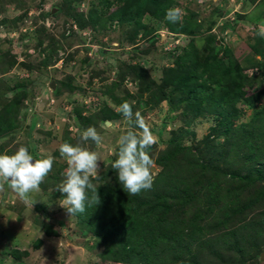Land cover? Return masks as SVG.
Wrapping results in <instances>:
<instances>
[{
  "label": "rangeland",
  "instance_id": "374dc122",
  "mask_svg": "<svg viewBox=\"0 0 264 264\" xmlns=\"http://www.w3.org/2000/svg\"><path fill=\"white\" fill-rule=\"evenodd\" d=\"M40 2L25 0V5L23 3L20 8L15 3H8L0 13V51L10 50L9 58L14 56L17 60L12 68L4 74L0 73V81L12 88L17 82H22L18 90L28 91L19 115L22 126L16 130L10 147L18 149L23 145L40 158L52 156L54 162L65 166L64 172L67 163L59 152V146L68 132L73 145L81 144L98 153L101 160L93 179L98 182L104 171L112 170L111 163L117 158L119 149L117 141L127 125L121 115L116 120L105 121L112 125L105 130L102 127L105 122L84 123L75 109L80 108L83 116H93L105 105L116 109L119 105L115 103L114 96L123 98L129 94L131 96L126 101L134 102L133 110L142 113L157 139V144L148 149L155 162L152 168L155 182L163 170L167 152L172 149L167 142L169 139L192 145L202 162V156L207 157L211 151L213 137L216 136V147L213 149L220 154L228 149L229 141H236L239 125L249 123L255 111L264 109V95L258 108L248 107L243 101L237 102L240 114L232 124L230 135L220 131L224 126L215 135L214 129L219 120L216 112L203 113L190 120L183 113L185 109L182 105L173 107L167 100L158 105L144 107L142 104L140 107L139 102L147 99L149 94H141L139 81L126 73L128 66L142 64L151 77L161 83L166 69L175 66L177 56L192 37L171 32L163 21L145 16L143 22L152 32L144 34L142 29L136 39L131 40L130 29L117 21L109 20L94 28H81L63 14L43 18L42 12L50 8L56 12L57 4L62 0ZM174 4V7L182 9L183 18L192 12L201 22V29L194 36L196 43L204 45L206 38L213 36L221 45L220 55L225 48L231 49L233 57L244 70L256 74L260 78V88L264 87V69L254 67L264 60L263 55L256 52V47L264 50V38L257 34L260 26L264 25V0H175ZM78 7L87 13L89 0L80 2ZM17 16H23V20L15 24L13 19ZM42 27L45 34H52L64 47L58 50L55 61L47 67L40 65L49 53L42 50L47 40L42 46L38 44L44 33ZM22 62L32 67L23 68ZM123 73L125 78L120 79ZM69 78L73 88L61 85ZM59 86L61 89L56 95L55 90ZM15 91L0 84V95L5 99L11 98ZM90 126L95 127L104 138L102 147H97L92 141L81 140V133ZM255 135H261L264 142V128H255ZM254 146L255 150H246L247 153H242L243 157L239 155L233 159L229 156L225 161L219 157L221 167L250 174L257 180L250 185L240 183L242 186L228 195L226 205L220 200V205L205 213L204 216L208 217L202 223L204 229L199 238L190 241L188 248L182 246L178 249L181 257L188 258L193 264H264L261 258L264 252V196L258 198L254 193L255 188H264V143L261 148ZM246 154L250 159L244 157ZM63 172L56 183L47 181L49 175L45 178L41 191L31 194L35 202L33 205L25 204L8 184L4 185L0 191V264H140L108 258L103 253L101 240L82 230L77 216L70 217L59 204L66 195L56 190L63 179ZM236 183L232 187H237ZM227 187H222L221 192ZM165 190L167 193L170 191L153 184L147 192L154 198L159 194L165 195ZM36 205H43L46 209L37 211ZM37 215L47 218L57 233L47 234L41 224L34 222ZM222 224L224 227L220 230ZM212 231L214 233H210ZM221 232L229 233L227 240L217 239V236L224 238L226 233L221 235Z\"/></svg>",
  "mask_w": 264,
  "mask_h": 264
},
{
  "label": "trees",
  "instance_id": "16d2710c",
  "mask_svg": "<svg viewBox=\"0 0 264 264\" xmlns=\"http://www.w3.org/2000/svg\"><path fill=\"white\" fill-rule=\"evenodd\" d=\"M43 1L41 0L40 3L42 4ZM84 1L62 0L60 4H57L56 12L50 8L42 12L41 17L63 14L73 19L81 28L87 26L94 28L109 20L117 21L130 29V39L135 40L142 29L144 34L152 32L151 28L143 22L145 16H150L163 21L171 32L184 33L192 37L188 46L177 56L175 66L166 69L161 83L151 77L142 64L128 66L126 73L130 74L135 81H139L141 94H149L147 99L139 102L140 107L142 104L144 107L158 105L167 100L173 107L182 105L185 109L183 113L190 120L203 113L215 114L216 112L219 120L214 129L215 135L223 126L220 131L230 135L233 130L232 124H235V119L240 114L237 102L243 101L248 107L258 108V103L264 95V87L260 88V78L254 73H247L240 62L233 57L231 49L225 48L220 55L221 45L213 36H208L204 45L200 46L196 43L194 36L200 31L202 24L195 13L189 12L177 23L167 21L166 12L174 7L175 0H89L87 13L78 7V4ZM8 3H15L20 8L23 3V6L25 5V0H0V13L5 10ZM112 5L115 7H111ZM21 20L23 16H17L13 19V23L16 24ZM42 32H44V38L40 37L38 44L42 46L47 40L46 47L42 50H47L49 53L47 52L40 65L47 67L55 61L54 56H58V50L64 47L52 34H45L44 27ZM256 52L261 53L264 59V50L256 47ZM9 54L10 50L0 51V73L2 74L17 62L14 56L9 58ZM21 65L27 69L32 67L25 62ZM254 67L264 69V60L255 64ZM120 76V79H124L125 73ZM70 79L68 82H61V85L73 88ZM0 84L10 90H16L11 98L5 99L0 95V154H11L17 150L10 147V144L15 140L16 130L22 126L19 115L28 97V91L18 90L22 82H17L14 88L3 80ZM60 89L61 86L55 90L56 95ZM128 96L131 95L128 94ZM127 97L114 96L113 99L120 105L126 101ZM75 112L78 118L87 124H96L100 120L112 121L121 117V114L109 105H105L99 113L89 117L83 116L80 108H76ZM259 127L260 130L264 128V109L255 111L249 123L239 125L236 141H229L228 149L222 150L220 154L213 149L216 147V136L213 137L212 148L207 145L211 151L207 157L202 156V160L204 159L202 162L192 145L178 142L174 138L169 139L167 142L172 149L167 152L163 160V170L153 183L161 189H169V193L165 190V195L159 194L160 196L153 198L145 190L139 195L129 196L118 180V173L114 169L109 172L104 171L99 176L98 182L93 181L100 196V203L97 206L87 207L84 213L76 215L81 224L79 227L97 236L104 246V255L107 254L108 258L117 262L193 264L191 260L188 261V258L181 257L177 251L182 246L188 248L192 239L199 238L200 232L204 229L202 223L208 217L204 216L205 213L211 212L222 202L226 205L228 195L239 188L240 183L250 185L257 180V177L253 178L250 174H240L221 167L219 157L224 161L229 156L236 159L239 155L243 157L246 150H255L254 144L261 148L264 143L261 135H257L258 137L255 135V128ZM65 142L74 143L68 132L63 139V143ZM29 152L34 158H40L33 151ZM244 157L250 159L247 154ZM64 167L63 164L54 162L47 181L58 182ZM235 183L238 184L237 187H232ZM225 185L228 187L221 192ZM254 193L261 198L264 196V188L260 190L255 188ZM220 200H222L221 203ZM45 209L43 205H36L37 211ZM34 222L41 224L47 234L57 233L48 219L43 216L37 215ZM223 227L224 224L219 227L220 230ZM225 233L221 232V235ZM228 235L227 232L223 235L224 238L219 236L216 238L225 241Z\"/></svg>",
  "mask_w": 264,
  "mask_h": 264
},
{
  "label": "clouds",
  "instance_id": "9594fccd",
  "mask_svg": "<svg viewBox=\"0 0 264 264\" xmlns=\"http://www.w3.org/2000/svg\"><path fill=\"white\" fill-rule=\"evenodd\" d=\"M182 18L183 11L179 7L169 8L165 16L171 23H177ZM257 34L264 38V25L260 26ZM133 103L124 101L115 109L123 116L127 129L118 138L117 158L111 163V168L118 173V180L129 196L151 189L155 162L148 149L157 144L145 117L139 110H133ZM102 127L110 129L111 122H105ZM103 139L95 127L90 126L81 133L82 141H92L97 147L103 146ZM59 152L67 163L63 179L56 188L66 194L59 204L73 217L84 213L87 207L100 203L93 179L101 159L96 151L81 144L62 143ZM53 164L52 156L34 159L29 149L23 145L14 153L0 154V191L8 184L25 204L33 205L35 202L31 194L41 191V184L52 171Z\"/></svg>",
  "mask_w": 264,
  "mask_h": 264
},
{
  "label": "water",
  "instance_id": "95a60500",
  "mask_svg": "<svg viewBox=\"0 0 264 264\" xmlns=\"http://www.w3.org/2000/svg\"><path fill=\"white\" fill-rule=\"evenodd\" d=\"M52 85H55L54 83ZM34 159H37V158H34ZM261 258L262 260H264V252L261 254Z\"/></svg>",
  "mask_w": 264,
  "mask_h": 264
}]
</instances>
